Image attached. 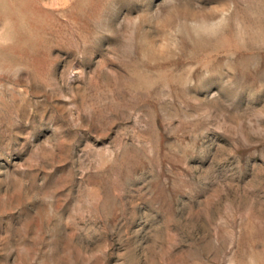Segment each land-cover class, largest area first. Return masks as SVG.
Listing matches in <instances>:
<instances>
[{
  "label": "rangeland",
  "instance_id": "1",
  "mask_svg": "<svg viewBox=\"0 0 264 264\" xmlns=\"http://www.w3.org/2000/svg\"><path fill=\"white\" fill-rule=\"evenodd\" d=\"M0 264H264V0H0Z\"/></svg>",
  "mask_w": 264,
  "mask_h": 264
}]
</instances>
